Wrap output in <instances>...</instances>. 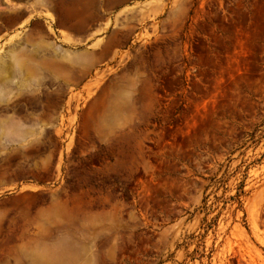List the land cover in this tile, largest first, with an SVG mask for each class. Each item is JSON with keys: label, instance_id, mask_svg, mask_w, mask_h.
<instances>
[{"label": "rangeland", "instance_id": "374dc122", "mask_svg": "<svg viewBox=\"0 0 264 264\" xmlns=\"http://www.w3.org/2000/svg\"><path fill=\"white\" fill-rule=\"evenodd\" d=\"M0 264H264V0H0Z\"/></svg>", "mask_w": 264, "mask_h": 264}]
</instances>
